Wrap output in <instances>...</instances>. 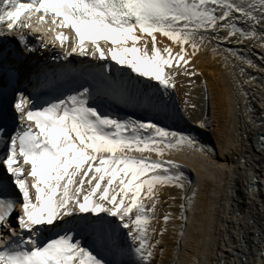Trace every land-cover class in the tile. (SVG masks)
Masks as SVG:
<instances>
[{
	"label": "bare ground",
	"instance_id": "1",
	"mask_svg": "<svg viewBox=\"0 0 264 264\" xmlns=\"http://www.w3.org/2000/svg\"><path fill=\"white\" fill-rule=\"evenodd\" d=\"M53 3H27L26 29L0 19V36L42 37L70 57L90 46L112 82L35 77L27 88L53 86L6 103L26 137L16 153L30 155L9 168L0 138V217L26 199L9 229L37 246L4 264H264V0ZM87 214V229H61Z\"/></svg>",
	"mask_w": 264,
	"mask_h": 264
},
{
	"label": "water",
	"instance_id": "2",
	"mask_svg": "<svg viewBox=\"0 0 264 264\" xmlns=\"http://www.w3.org/2000/svg\"><path fill=\"white\" fill-rule=\"evenodd\" d=\"M258 144L261 148H264V133L258 135Z\"/></svg>",
	"mask_w": 264,
	"mask_h": 264
}]
</instances>
